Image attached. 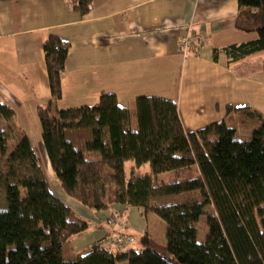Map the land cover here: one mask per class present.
Segmentation results:
<instances>
[{
  "label": "trees",
  "instance_id": "obj_1",
  "mask_svg": "<svg viewBox=\"0 0 264 264\" xmlns=\"http://www.w3.org/2000/svg\"><path fill=\"white\" fill-rule=\"evenodd\" d=\"M69 3L84 16L92 0ZM235 27L257 37L214 49V60L219 52L235 62L264 50V0H237ZM43 51L51 99L37 117L59 189L94 212L121 204L141 209L144 218L153 213L165 223L166 241L145 231L138 247L113 251L109 244L120 236L107 234L73 251L71 239L94 223L52 191L0 96V264H264V119L258 113L228 106L230 119L185 132L175 102L160 97L139 96L130 109L102 92L91 106L57 108L68 43L49 36ZM247 119L259 122L245 137L235 123ZM201 216L207 231L198 241Z\"/></svg>",
  "mask_w": 264,
  "mask_h": 264
},
{
  "label": "crops",
  "instance_id": "obj_2",
  "mask_svg": "<svg viewBox=\"0 0 264 264\" xmlns=\"http://www.w3.org/2000/svg\"><path fill=\"white\" fill-rule=\"evenodd\" d=\"M69 2L0 0V96L31 145L41 138L37 108L51 99L43 51L49 36L68 43L57 108L91 106L104 92L130 109L139 96L172 100L185 132L230 119L228 106L248 107L264 119V50L235 62L219 52L214 60V49L257 37L236 29L237 0H92L84 16ZM186 35L194 37L188 56L179 49ZM258 122L237 121V132ZM64 200L94 223L71 239L73 251L120 233L133 247V234L148 233L150 213L144 218L139 208L114 204L94 212Z\"/></svg>",
  "mask_w": 264,
  "mask_h": 264
},
{
  "label": "rangeland",
  "instance_id": "obj_3",
  "mask_svg": "<svg viewBox=\"0 0 264 264\" xmlns=\"http://www.w3.org/2000/svg\"><path fill=\"white\" fill-rule=\"evenodd\" d=\"M264 60V57H263ZM243 125L245 123H242ZM249 131V132H248ZM239 135L241 136H248L250 134V130L245 131V129H243V127L240 128V130H238L237 132ZM31 142H32V147L38 157L39 160V164L42 167L43 171L45 173H47V178H49L50 180V185H51V189L54 193H57V190L54 188L52 180H54V182L57 184V181L55 180V178L53 177V174L51 173V169L50 166L48 164V160H47V156L46 153L44 151L42 142H41V138L39 137V139H35V138H31ZM129 163H127V169H128ZM126 169V172H128V170ZM52 174V175H51ZM53 186V187H52ZM59 188V187H58ZM60 192V196L64 198H68L69 200H72L73 202H76L75 200H73L72 198L67 197L66 195H64L62 193V191L59 189ZM59 195V194H58ZM1 196V195H0ZM65 201V200H64ZM77 204L80 205V203L76 202ZM71 207V206H70ZM73 210L79 215V216H83V217H87L86 214H84L82 211L73 208ZM92 216V215H91ZM93 216H95V214H93ZM147 225H148V233L149 235L155 239L156 241H158L159 243H165L166 239H165V223L156 215H154L153 213L148 215L147 218ZM197 227H198V241H203L207 228L204 222V217L201 216L198 223H197ZM120 237H124V238H128L127 235L125 234H119ZM139 237V235L133 234V238H134V242H132V245H134L133 247H138L139 244L137 243V238ZM130 241L128 240L127 244L124 246L126 247L128 245ZM123 248V247H122ZM112 250H117L120 249L117 247V245L115 244V242H113V248H111ZM126 262L122 263L120 262V264H125Z\"/></svg>",
  "mask_w": 264,
  "mask_h": 264
},
{
  "label": "built area",
  "instance_id": "obj_4",
  "mask_svg": "<svg viewBox=\"0 0 264 264\" xmlns=\"http://www.w3.org/2000/svg\"><path fill=\"white\" fill-rule=\"evenodd\" d=\"M193 43H194V37L192 35H186L185 37H182L180 39L179 49L184 54V56L189 55V48ZM128 240H129L128 238L118 237L115 238L114 242L118 248H122L127 244Z\"/></svg>",
  "mask_w": 264,
  "mask_h": 264
}]
</instances>
